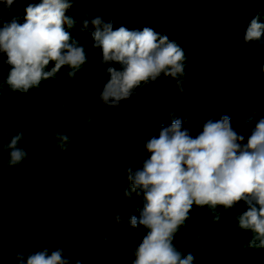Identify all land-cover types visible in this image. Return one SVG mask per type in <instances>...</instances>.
Returning a JSON list of instances; mask_svg holds the SVG:
<instances>
[{
  "label": "trees",
  "instance_id": "obj_1",
  "mask_svg": "<svg viewBox=\"0 0 264 264\" xmlns=\"http://www.w3.org/2000/svg\"><path fill=\"white\" fill-rule=\"evenodd\" d=\"M26 6L14 2L0 15L5 23H23ZM65 14L76 22L65 27L88 63L72 78L63 66L26 94L5 83L0 96V264H19L13 249L26 256L44 248L49 254L61 249L70 264H131L146 230L128 226L141 202L134 193L127 200L124 189L127 169L135 171L149 156L146 142L172 119L195 138L209 119L228 116L246 143L256 120L264 118V46L243 42L253 17L264 23V0H88ZM86 15L111 20L113 30L152 27L175 41L186 57L183 93L161 75L136 90L138 99L104 105L99 94L109 79L107 66L100 49L92 48L91 24L81 31ZM3 59L0 82L10 68ZM21 132L17 146L28 155L10 167L6 145ZM56 133L70 138L66 149ZM244 211V202L229 210L193 205L173 244L182 256L191 253L194 264H264V249L247 247L252 234L238 227L235 217Z\"/></svg>",
  "mask_w": 264,
  "mask_h": 264
},
{
  "label": "clouds",
  "instance_id": "obj_2",
  "mask_svg": "<svg viewBox=\"0 0 264 264\" xmlns=\"http://www.w3.org/2000/svg\"><path fill=\"white\" fill-rule=\"evenodd\" d=\"M14 2H27V6L23 23L16 18L5 23L0 15V58L6 56L2 62L10 66L6 80L0 82V96L5 83L11 92L26 94L53 78L63 66L70 69L68 77H74L88 63V57L84 47L66 30V24L76 22L65 13L74 3L88 0H0V10L10 11ZM89 24L93 28L92 48L100 49L101 64L107 66L109 79L99 94L104 105L118 107L133 95L138 99L136 90L155 83L161 75L172 78L176 90L183 93L185 53L167 35L152 27L129 30L120 26L113 30L111 20L105 23L99 16L89 20L87 15L81 31L88 29ZM262 36L264 23L259 22L257 15L244 30L243 42H260L264 46ZM50 63L54 67L46 71ZM113 63L120 68L110 66ZM55 135L62 149H66L70 138ZM23 136L22 132L17 133L6 145L10 167L20 164L28 155L17 146ZM145 149L148 158L135 171L127 169L124 189L127 200L133 199L134 193V198L141 202L139 215L130 216L128 226L146 230L133 251L131 264H194L191 253L182 256L173 244L193 205L229 210L244 202L246 211L235 217L238 227L252 234L247 247L264 249V118L256 120L246 143L244 136L232 128L228 116L217 121L209 119L195 138L180 119H172L169 126L160 127L158 137L146 142ZM221 215H215L214 222ZM120 219L119 215L115 217L118 223ZM12 253L19 264H70L61 249L49 254L44 248L26 256L18 249Z\"/></svg>",
  "mask_w": 264,
  "mask_h": 264
}]
</instances>
